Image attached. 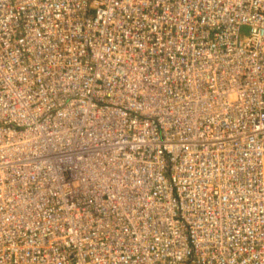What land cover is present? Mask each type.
<instances>
[{"label":"built area","instance_id":"2783aa9c","mask_svg":"<svg viewBox=\"0 0 264 264\" xmlns=\"http://www.w3.org/2000/svg\"><path fill=\"white\" fill-rule=\"evenodd\" d=\"M0 264H264V0H0Z\"/></svg>","mask_w":264,"mask_h":264},{"label":"rangeland","instance_id":"374dc122","mask_svg":"<svg viewBox=\"0 0 264 264\" xmlns=\"http://www.w3.org/2000/svg\"><path fill=\"white\" fill-rule=\"evenodd\" d=\"M244 31H245V28H244Z\"/></svg>","mask_w":264,"mask_h":264}]
</instances>
